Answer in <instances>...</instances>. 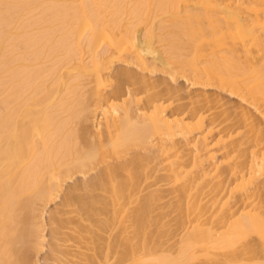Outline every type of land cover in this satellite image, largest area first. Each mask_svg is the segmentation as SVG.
<instances>
[{
  "label": "bare ground",
  "instance_id": "bare-ground-1",
  "mask_svg": "<svg viewBox=\"0 0 264 264\" xmlns=\"http://www.w3.org/2000/svg\"><path fill=\"white\" fill-rule=\"evenodd\" d=\"M123 48L135 71H112ZM261 54L264 0H0V264H264ZM152 160L166 188L108 233ZM161 198L173 251L150 230Z\"/></svg>",
  "mask_w": 264,
  "mask_h": 264
},
{
  "label": "rangeland",
  "instance_id": "rangeland-1",
  "mask_svg": "<svg viewBox=\"0 0 264 264\" xmlns=\"http://www.w3.org/2000/svg\"><path fill=\"white\" fill-rule=\"evenodd\" d=\"M37 10V11H36ZM36 13H35V12ZM38 13V9H35V10H33V12L32 13H30L29 15H35V14H37ZM160 14H162V13H160ZM159 13H158V15H160ZM156 16V18L157 19H161V20H163L164 19V22L163 21H160V22H157V19L156 18H154V21H155V23L157 22V24H159V23H162L163 22V25H164V23H165V25L167 24V21H168V17H164V18H162L161 16ZM28 15H25L24 16V18H26ZM164 16V15H163ZM159 17H161V18H159ZM167 18V19H166ZM167 21H166V20ZM153 21V20H152ZM157 24H154L155 26H156V28H158V26H160V25H157ZM169 24V23H168ZM150 27V25L148 26V27H146L144 24H140V25H138L137 26V29L140 31V32H142L143 33V31H144V28L146 29H148ZM157 30V31H156ZM155 30V36H154V39H153V41H154V45H156V48L157 49H159V51H160V53L162 54V56H163V58L165 57H167V56H165V55H167L166 54V52H165V46H163V44L162 43H164L165 41L164 40H162L161 38H162V36H163V34H166V31H167V29L166 28H164L163 30H161V31H158V29H156ZM160 30V29H159ZM157 34H159L158 36H157ZM162 34V36H160ZM160 36V37H159ZM159 37V38H158ZM161 39V40H160ZM157 40V41H156ZM160 40V41H159ZM159 42V43H158ZM157 43V44H156ZM166 43V42H165ZM164 43V44H165ZM160 45H162V46H160ZM158 46H160V48L158 47ZM102 48V47H101ZM254 48H256V47H254ZM126 49L125 48H123V49H121V50H119L118 52H110V53H108V55L107 56H117V58H119L120 60H117V61H115L114 62V64H113V66H112V71H115L116 69H118V67L119 68H126L127 70H132V71H135V68H134V66H133V64H131V63H129V64H124L123 62H122V59H127V57H128V54L126 53V51H125ZM163 50V51H162ZM163 53H165V54H163ZM256 55H259V52H257L256 53ZM112 56V57H113ZM261 58H264V54H261ZM264 60V59H263ZM47 62V61H46ZM48 63V62H47ZM259 64H261V63H258V65H256V66H259ZM68 68H66V66L65 67H63L62 68V71H63V76H62V78L60 79V80H58V81H60V83H61V86H63V89L65 90V89H69L68 87L69 86H71V79H70V76L69 75H66L65 73H67V71L70 69L69 68V66H67ZM83 75H81V76H78L79 77V80H80V84H79V94L82 96V97H84L83 96V93H85L86 91H88L89 89H91V88H93V82L91 83V79L92 78H90V76H83ZM51 79H48L47 81H46V84H48L49 83V85H50V83H51ZM57 81V82H58ZM109 83H110V85H114L115 84V81H114V78H112L111 77V79H109ZM180 83H181V81H180ZM56 85H57V83H56ZM58 85H60L59 84V82H58ZM92 86V87H91ZM86 90V91H85ZM113 91V90H112ZM112 91H109V93H111ZM92 98H90V100H91ZM57 103V99H53L51 102H50V104H48V106L46 105L44 108L45 109H43L42 111H41V113H40V116L42 115H44V114H46V113H49L50 111H51V108H53L54 106L53 105H55ZM49 111V112H48ZM85 127L87 128V130H89L90 128H91V126H90V124L88 125V124H86L85 125ZM93 128H91V130H92ZM99 150L102 152L103 151V149L102 148H99ZM99 161V162H98ZM97 161V163L95 164V168H99V169H103V168H106V167H112V166H116V165H118V164H116L115 163V161H114V157L112 156V155H110V154H106L105 156H103L101 159H99ZM99 163V164H98ZM116 164V165H115ZM97 165V166H96ZM161 165L160 164H158V162L156 161V160H152V161H150V162H148L147 164H146V166L144 167V173H145V175L144 176H142V178L139 180V183H138V185H137V187H136V189H135V191H134V195L132 196V197H130V198H128V199H123V200H121L120 201V216H119V219H117L116 221H115V224H112V226L110 227V229H111V231L110 232H108V233H115L116 231H117V226L119 227V224H120V220L122 219L123 221H124V225H126L127 227L125 228V235H126V233L127 234H130V231H131V226L129 227V221H128V215H129V213H130V211H131V209L135 206V203L137 202V200L140 198V197H142V196H145L146 195V191H147V189H149V188H145L149 183H151V182H157V184L155 185V186H153V187H150V189H152V188H158V189H164V188H166L165 186H163V181H160V177L162 176V174H163V171H160V170H156L154 173H153V170L154 169H158L159 167H160ZM102 167V168H101ZM151 168H153V170L151 171ZM90 172H92V171H90ZM89 172V173H90ZM94 192H96V193H101V191H99V190H95ZM172 200V199H171ZM170 200V201H171ZM57 201V200H56ZM167 201V198H161V199H159V200H155L154 202H153V209H152V213H151V216H150V218H151V220H152V222H153V224L150 226V230L152 231V233H153V236H154V238H159V240H162V241H165L166 242V244H168V247H167V245L165 244L164 246H163V248H165V247H167V248H165L166 250H169V251H173V250H175V248L178 246L177 244H176V242H177V240H178V237H179V231H178V228H177V226H176V223H175V221L177 222L178 221V218L179 217H177V216H179L180 215V212H178V210H174L172 207L170 208V206H169V204H171L169 201V203H167L166 202ZM173 202V201H172ZM58 204V201L53 205L52 203L51 204H48V209L50 210V208L52 209V208H54V206L55 207H59L60 208V206H56ZM50 205V206H49ZM53 205V206H52ZM108 210H109V212L105 215L106 217H108V216H110L111 214H110V211H111V207H108ZM171 210H173V211H177V212H173V211H171ZM178 213H179V215H178ZM121 227V226H120ZM129 232V233H128ZM124 234H122V235H124ZM157 236V237H156ZM69 243H71V242H69ZM163 248H161V249H163ZM90 253V252H89ZM174 255V254H173Z\"/></svg>",
  "mask_w": 264,
  "mask_h": 264
}]
</instances>
